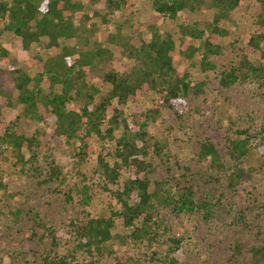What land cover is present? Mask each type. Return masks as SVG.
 Segmentation results:
<instances>
[{"label":"trees","instance_id":"obj_1","mask_svg":"<svg viewBox=\"0 0 264 264\" xmlns=\"http://www.w3.org/2000/svg\"><path fill=\"white\" fill-rule=\"evenodd\" d=\"M89 1L103 4L106 15L121 9L130 10L134 3V0ZM149 1L152 16L137 25L130 24V34L119 37L122 52L132 58L133 63L102 71L101 63L110 59L111 51L97 43L93 48H84L91 44L96 26L92 17L84 12L82 0H0V37L5 31L13 33L17 37V49L32 51L29 61L37 69L32 77L14 65L5 69L3 63L7 61L8 51L0 43V95L4 93L2 74L9 70L13 74L15 99L24 106L23 113L41 118L38 110L41 107L55 122V133L77 144L75 155L79 162L88 164L90 156H95L93 172L100 176L103 188L109 193V215L89 217L77 226L76 248L90 254L107 251L113 264H137V252L156 242L158 222L155 217L163 207L174 206L197 213L200 220L212 222L215 214L221 217L224 213L223 192L247 198L245 184L250 187L252 174L264 165V127L258 131V137L248 129H241L224 135L223 149L210 136L198 143L199 156L224 174V188L219 196L197 195L199 192L191 185L173 193L168 187H157L158 183L150 178L164 144L145 128L155 122L162 108L182 110L185 94L189 90H200L199 84L191 83L188 69L181 67L183 59L197 55L202 69L211 65L209 57L220 53L225 34L221 19L228 17L239 0ZM202 2L213 10V20L203 28L182 25L178 47L170 33L161 34L157 30L160 22L173 19L184 8L195 10ZM252 9L253 30L240 49L238 61L228 64L219 73L218 83L224 88L243 83L264 88V0H257ZM98 15L103 19V15ZM146 31L150 33L149 39L144 35ZM100 33L107 41H116L118 37L116 34L108 36L106 31ZM97 72L98 78L109 85L104 93L88 83ZM149 91L155 93L150 107L140 110L139 115L125 114V104L144 97ZM96 94L98 98L94 97ZM94 136L104 144L113 141L114 149L108 150L103 144L94 147L91 143ZM38 147V130L27 135L10 126L2 129L0 201L7 189L4 161L11 160L12 165L22 171L30 166L35 174L42 176L41 184L66 178L55 162L44 170L36 166ZM252 150L258 152V165H243ZM109 185L115 188L110 189ZM75 190L80 204L90 201L93 191L88 185ZM72 191L70 188L64 193L68 200L72 199ZM244 212L238 209L235 216L248 228ZM34 224L43 227L40 221ZM116 225L130 229L128 235L115 234L121 242L128 236V241L132 242L130 249H107L106 243L114 236L112 228ZM30 229L33 233L34 228ZM161 256L166 264H179L181 247L173 246ZM250 256L248 264L264 262V246L252 247ZM79 264L96 263L90 260Z\"/></svg>","mask_w":264,"mask_h":264},{"label":"rangeland","instance_id":"obj_2","mask_svg":"<svg viewBox=\"0 0 264 264\" xmlns=\"http://www.w3.org/2000/svg\"><path fill=\"white\" fill-rule=\"evenodd\" d=\"M82 1L84 12L92 17L96 26L91 44L84 48H93L97 43L111 51L110 59L102 61L101 70L118 69L126 63H133V59L122 52L119 37L130 34V24L137 25L152 16L151 2L134 0L130 10L121 9L106 15L103 4ZM254 4L257 0H239L228 17L221 19L225 34L221 39L220 53L209 57L211 65L202 69L197 55L192 59H183L181 67L188 69L191 83L199 84L200 90H189L185 94L182 110L162 108L155 122L145 128L147 133L155 134L164 144L155 171L150 176L158 183L157 187H168L175 193L191 185L199 192L197 195L219 196L224 188V174L199 156L198 143L210 136L223 149L227 133L248 129L258 137V131L264 127V88L251 83L224 88L218 83L219 73L228 64L238 61L240 49L253 30ZM96 11L97 14H93ZM98 13L103 15V19ZM213 15V10L202 2L195 10L184 8L173 19L160 22L157 30L161 34L170 33L178 47L182 25L203 28L210 24ZM101 31L108 32V36L118 35L117 40L107 41ZM149 34L148 31L144 33L146 39H149ZM16 40L17 37L9 31L3 32L0 37V43L8 51L3 67L8 69L14 65L32 77L37 72L29 61L32 51L17 49ZM98 74L88 83L104 93L109 85L102 82ZM1 84L4 93L0 95V132L5 126L27 135L38 130L36 166L44 170L48 164L55 162L67 176L64 180L41 184L39 180L42 176L35 174L30 166L22 171L14 167L11 160L4 161L2 168L7 189L0 201V264H79L90 260L96 264H113L107 251L90 254L76 248L75 230L89 217L109 215V193L103 188L100 176L93 172L95 156H90L88 164L79 162L75 155L77 144L55 133V122L41 107H38L41 118L23 113L24 106L15 99L11 71L2 74ZM154 96V91H149L144 97L125 104V114L139 115L140 110L150 107ZM94 97L98 98V94ZM118 134L119 130L116 131ZM91 143L96 148L103 144L108 150H113L115 146L113 141L104 144L95 136ZM256 152L252 150L243 165H258ZM258 169L252 174V185L247 187L245 184L247 198L223 192L222 208L224 213L229 214L223 213L221 217L215 214L212 222H204L197 213L174 206L160 209L155 217L158 222L156 242L137 252V264H166L161 255L176 245L181 247L182 260L179 264H248L250 249L264 246V165ZM82 185H88L93 191L90 201L83 205L75 190ZM108 187L114 189L115 185ZM70 188L73 189L72 199L68 200L64 193ZM217 207L220 208L219 204ZM238 209L245 211L250 227L245 228L236 220ZM36 221L42 222L43 227H36ZM30 228H34L33 233ZM112 231L114 236L106 243L107 249H130L132 242L128 241V236L124 242L115 237L117 233L128 235L130 229L116 225Z\"/></svg>","mask_w":264,"mask_h":264}]
</instances>
